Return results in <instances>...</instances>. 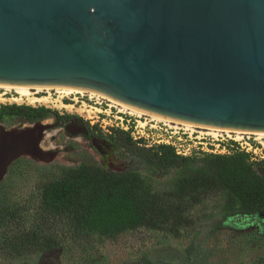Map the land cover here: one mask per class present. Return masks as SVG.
Segmentation results:
<instances>
[{
    "label": "water",
    "instance_id": "obj_1",
    "mask_svg": "<svg viewBox=\"0 0 264 264\" xmlns=\"http://www.w3.org/2000/svg\"><path fill=\"white\" fill-rule=\"evenodd\" d=\"M0 85L264 132V0H0ZM2 124L0 181L43 127Z\"/></svg>",
    "mask_w": 264,
    "mask_h": 264
},
{
    "label": "rangeland",
    "instance_id": "obj_2",
    "mask_svg": "<svg viewBox=\"0 0 264 264\" xmlns=\"http://www.w3.org/2000/svg\"><path fill=\"white\" fill-rule=\"evenodd\" d=\"M41 94L47 98L36 100L32 94L21 97L16 89L1 87L0 121L8 128L30 127L31 122L22 117L1 114L2 106L45 105L59 114L83 118L88 121L89 128L80 120L62 123L51 114L42 122L52 119L49 127L65 129L51 139L56 148L21 152L7 163L0 181V194L16 214L0 232V264H264V226L242 221L238 213L241 201L228 185L183 188L186 180L193 176L215 175L217 159L213 155L219 154L193 150L186 155L190 157L188 165L162 172L146 158L134 154L122 140L110 137L112 128H122L119 116L124 115L133 118L128 129L135 140L157 146L159 143L153 134L133 123L135 118L152 119L149 114L132 113L119 104L47 92ZM200 127L202 131L227 136L225 130ZM230 134L241 136L238 132ZM254 136L264 142V136ZM46 144L48 147V141ZM241 152L245 151L232 150L221 155ZM248 158L250 162L264 160V148L258 155L248 153ZM93 167H103L121 173L126 179H135L140 195H158L162 204L173 203L180 216L165 219L159 227L143 224L103 233L80 232L67 215L44 212L42 198L46 188ZM184 200H188L186 209L181 207ZM32 230H42L53 245L32 256L6 255V236Z\"/></svg>",
    "mask_w": 264,
    "mask_h": 264
},
{
    "label": "trees",
    "instance_id": "obj_3",
    "mask_svg": "<svg viewBox=\"0 0 264 264\" xmlns=\"http://www.w3.org/2000/svg\"><path fill=\"white\" fill-rule=\"evenodd\" d=\"M1 114L16 115L31 123L39 122L53 114L62 123L80 120L86 128L88 121L77 115L59 114L45 105L6 104ZM110 137L122 140L136 155L146 158L162 172L188 165L189 156L178 154L169 144L147 146L135 140L129 130L112 128ZM217 159L215 175L202 174L186 180L183 188L228 185L238 196L242 206L238 213L242 221L257 222L264 226V160L250 162L248 153L213 155ZM256 166L261 169L260 172ZM188 200L181 207L186 209ZM42 207L45 213L67 215L75 229L115 233L143 224L159 227L165 219L178 218L180 211L173 203L164 205L158 195H140L135 179H126L121 173L93 167L71 178L55 183L44 190ZM15 210L1 198L0 232L15 217ZM42 230L14 232L4 238L6 255L27 257L43 253L53 245Z\"/></svg>",
    "mask_w": 264,
    "mask_h": 264
},
{
    "label": "built area",
    "instance_id": "obj_4",
    "mask_svg": "<svg viewBox=\"0 0 264 264\" xmlns=\"http://www.w3.org/2000/svg\"><path fill=\"white\" fill-rule=\"evenodd\" d=\"M30 93L36 100L47 98L41 94V91L31 90ZM119 117L122 119L121 127L129 130L128 127L133 118H126L124 115ZM133 123H136V127L142 131L153 134L157 143L172 145L178 154L185 156L191 154L193 150L213 154H227L231 153L232 150H240L258 155L259 150L264 148V142L258 140V137L254 136L256 135L255 132L252 131H244L240 133V137H234L230 134L234 133V130H231L232 132L226 131L227 136L223 133L213 134L202 131L199 125H187L185 122H176V120H154L152 118L143 121L142 118H135Z\"/></svg>",
    "mask_w": 264,
    "mask_h": 264
},
{
    "label": "bare ground",
    "instance_id": "obj_5",
    "mask_svg": "<svg viewBox=\"0 0 264 264\" xmlns=\"http://www.w3.org/2000/svg\"><path fill=\"white\" fill-rule=\"evenodd\" d=\"M1 87H6L8 89H13L14 88L22 96H24V95H30L31 94L30 93L31 90H28V89H22V88H16V87H9V86L0 85V88ZM121 106H123L126 109H129L132 113H138V114H142V115L149 114L153 118H156V119H159V120H167V121L168 120H172L170 118H167V117H164V116H161V115H158V114L149 113L146 110H143V109H140V108L125 106V105H121ZM50 121H52V119H48L47 121H43V122H40L38 124L31 125L30 127L24 126V127H21V128L20 127L8 128V127L4 126L3 124H2V126L8 128L10 130H13V131L14 130L15 131H18V130L24 129V128L29 129V128H35V127L37 128L38 126H43V127L40 128L41 131H42V139L39 142V146H40V149L41 150L48 151L50 149L56 148V146L54 145V142L51 141L52 137L58 135L60 133V131L65 130L63 128H58V127H49ZM176 122H180V121L177 120ZM185 124H187V125H193V126L195 125V124L189 123V122H185ZM209 128H211L212 130H220V131L221 130H225V131H228V132L232 130V129H228V128H218V127H209ZM234 131L235 132H238V133L244 132L242 130H234ZM246 132H249V131H246ZM255 134L264 136V132H262V131L261 132L260 131L259 132H255ZM79 140L80 141H83V138L80 137ZM47 141H48V144H49L48 147H46V145H47L46 142Z\"/></svg>",
    "mask_w": 264,
    "mask_h": 264
},
{
    "label": "flooded vegetation",
    "instance_id": "obj_6",
    "mask_svg": "<svg viewBox=\"0 0 264 264\" xmlns=\"http://www.w3.org/2000/svg\"><path fill=\"white\" fill-rule=\"evenodd\" d=\"M32 89H35V88H32ZM43 90H46L47 91V89H43ZM18 92V91H17Z\"/></svg>",
    "mask_w": 264,
    "mask_h": 264
}]
</instances>
